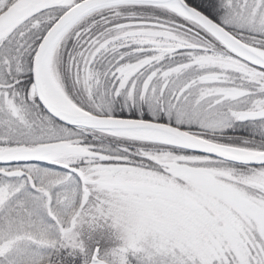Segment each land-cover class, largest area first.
<instances>
[{
	"label": "snow or ice",
	"instance_id": "snow-or-ice-1",
	"mask_svg": "<svg viewBox=\"0 0 264 264\" xmlns=\"http://www.w3.org/2000/svg\"><path fill=\"white\" fill-rule=\"evenodd\" d=\"M0 264H264V0H0Z\"/></svg>",
	"mask_w": 264,
	"mask_h": 264
}]
</instances>
